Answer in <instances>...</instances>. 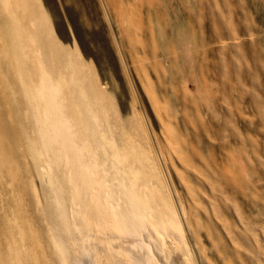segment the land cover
<instances>
[{
  "label": "rangeland",
  "instance_id": "rangeland-1",
  "mask_svg": "<svg viewBox=\"0 0 264 264\" xmlns=\"http://www.w3.org/2000/svg\"><path fill=\"white\" fill-rule=\"evenodd\" d=\"M0 11L45 61L53 51L95 84L139 142L143 118L198 264H264V0H0ZM2 39L0 129L19 143L32 124Z\"/></svg>",
  "mask_w": 264,
  "mask_h": 264
},
{
  "label": "bare ground",
  "instance_id": "bare-ground-1",
  "mask_svg": "<svg viewBox=\"0 0 264 264\" xmlns=\"http://www.w3.org/2000/svg\"><path fill=\"white\" fill-rule=\"evenodd\" d=\"M132 23L118 13L115 30L130 39ZM0 29L32 124L19 143L0 129V264H198L168 155L143 118L139 142L95 84L84 86L53 51L45 61L2 11Z\"/></svg>",
  "mask_w": 264,
  "mask_h": 264
}]
</instances>
